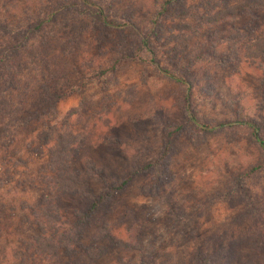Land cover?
<instances>
[{"label": "rangeland", "instance_id": "1", "mask_svg": "<svg viewBox=\"0 0 264 264\" xmlns=\"http://www.w3.org/2000/svg\"><path fill=\"white\" fill-rule=\"evenodd\" d=\"M73 2L77 0H0V22L18 23L26 29L29 23L34 24L62 8V4ZM156 9L152 0H116L106 12L115 23L124 22L128 14L147 33L153 26L151 20ZM260 17L262 32L264 14L260 13ZM97 21L68 10L34 37L40 41L38 52L45 54L53 48L48 58L58 63L65 61L70 72L82 73H73L75 85L81 90L58 103L56 117L59 126L69 123L71 131L83 138L74 151L75 167L82 169L87 159H93L106 170L107 180L115 182L160 158L169 144L166 162L171 167V177L157 197L141 193V188L151 181V175L133 177L129 186L100 212L89 230L93 233L106 220L112 223L117 236L130 239L131 221L126 223L120 214L134 210L144 222V251L111 249L99 260L86 261L89 264H200L194 258L198 244L202 250L220 254L230 241L248 233V217L242 218L246 219L243 224L237 218L246 216V202L249 204L246 191L264 184V172L256 176V181L240 180L252 165L263 162L249 131L236 126L206 135L190 114L213 124L256 119L264 127L263 68L244 58L232 61L227 67H220L210 59L190 66L186 59L173 56L175 46L164 45L165 39H152L155 54L151 53L152 46L136 50L139 38L131 28L116 30ZM243 24L247 25V21L236 26L242 28ZM227 29L226 36H233L231 27ZM230 43H221L217 54L226 52ZM152 58L173 74L188 79L192 87L188 89L186 84L163 76L150 62ZM30 65L32 68L33 64ZM29 68L27 71H32ZM2 118L6 122L8 114ZM4 125L5 131L0 132V179L7 185L0 187V218L12 213L17 218L9 219L12 223L9 231L7 227L0 228L3 231L0 264H14L21 261L24 251L20 245L23 234L17 227L22 218L21 209L28 208L41 194L48 156L36 137L41 128L39 122L29 124L20 133L12 121ZM10 135L16 136V140L9 142ZM12 154L27 163L13 167L8 173L6 169L16 162ZM92 182L97 190L105 189L99 178ZM71 203V198H64L62 209H69ZM263 206L261 203L260 207ZM222 260L218 257L215 264H223ZM234 264L252 262L237 259Z\"/></svg>", "mask_w": 264, "mask_h": 264}, {"label": "trees", "instance_id": "2", "mask_svg": "<svg viewBox=\"0 0 264 264\" xmlns=\"http://www.w3.org/2000/svg\"><path fill=\"white\" fill-rule=\"evenodd\" d=\"M197 1L190 4V0H152L157 9L151 20L153 26L147 33L140 30L128 14L122 23L110 20L106 8L113 7L116 0H77L73 4H62V8L44 15L34 24L29 23L26 29L18 23L14 25L0 22V132L3 133L4 124L11 121L20 130L18 133L29 127V124L39 122L41 128L36 137L47 149L48 156L47 168L41 180V194L28 208L21 209L22 218L17 227L23 234L20 245L24 251L21 261L14 264H89L86 260H99L111 249L144 251V222L134 210H126L120 214L126 223L131 221L130 239L117 236L112 223L106 220L97 223L93 233L89 230L94 226L100 212L129 186L133 177L146 174L152 176L151 181L141 188V193L146 197H157L171 177V167L166 162L169 157V144L160 158L115 182L107 180L106 170L99 167L93 159H87L82 169L75 167L74 151L83 138L71 131L69 123L59 126L56 117L58 103L81 90L80 86L75 85L73 73H82L79 70L70 72V67L64 64L65 61L58 63L48 58L47 55L53 48L48 49L45 54L38 52L36 49L40 41L35 40L37 35L42 34L47 24L59 14L74 10L98 20L105 27L116 30L131 28L139 38L136 50L152 46L151 53L155 54L152 39H165L164 45L175 46L173 56L186 59L190 66L197 61L210 59L219 63L220 67H227L232 61H241L244 58L246 62L262 67L264 72V31L261 32L260 28L264 0ZM243 20L247 21V25L243 24L242 28H238L236 24ZM227 26L234 31L233 36H226L229 30ZM2 31H6L8 35ZM164 33L166 35H162ZM225 41L232 44L230 43L226 52L217 54L216 49ZM150 62L163 76L186 84L188 89L192 87L188 79L163 68L156 58H152ZM30 64H33L32 68H29ZM28 68L32 71H27ZM116 69V65H113L112 71ZM188 111L192 112L190 108ZM5 114H8L6 122L2 118ZM190 118L195 119V124L206 135L236 126L245 128L252 135V144L263 162L252 165L245 172L246 178L241 176L240 180L256 181V176L264 172V127L260 121L251 119L218 124L204 123L193 117L192 113ZM61 129L65 131L62 132ZM9 137V142L17 138L13 135ZM12 159L16 162L11 167L7 166L8 173H11L10 169L13 167L27 163L13 154ZM5 165L3 162L2 166ZM96 177L104 184L105 189L102 191L93 185L92 181ZM1 179L0 187L3 188L7 183ZM263 186L264 184H260L251 191H246L249 201V204L246 202V216L237 218L241 224L246 222V219H242L244 217H248L250 221V230L245 237L230 241L220 254L219 251L202 250L198 244L194 254L196 262L215 264L218 257H221L223 264H234L237 259L248 260L252 264H264V206L260 207L261 203L264 204L260 198L264 194ZM258 188L263 190L259 191ZM67 197L72 199V203L69 209L63 210L61 201ZM2 217L0 228L7 227L9 231L12 225L9 219L15 220L17 216L12 213ZM2 234L1 230L0 235Z\"/></svg>", "mask_w": 264, "mask_h": 264}]
</instances>
